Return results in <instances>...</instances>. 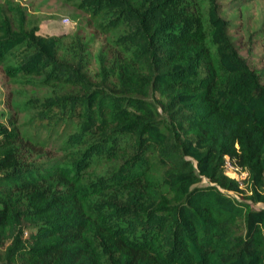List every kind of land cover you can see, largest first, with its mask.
<instances>
[{
    "label": "trees",
    "instance_id": "16d2710c",
    "mask_svg": "<svg viewBox=\"0 0 264 264\" xmlns=\"http://www.w3.org/2000/svg\"><path fill=\"white\" fill-rule=\"evenodd\" d=\"M80 2L106 34L94 72L82 47L71 61L55 37L0 35V61L30 50L6 76L62 90L27 100L36 117L74 125L40 162L0 125V264H264V84L218 0Z\"/></svg>",
    "mask_w": 264,
    "mask_h": 264
},
{
    "label": "rangeland",
    "instance_id": "374dc122",
    "mask_svg": "<svg viewBox=\"0 0 264 264\" xmlns=\"http://www.w3.org/2000/svg\"><path fill=\"white\" fill-rule=\"evenodd\" d=\"M218 12L227 22L228 35L238 53L248 66L257 71L264 84V0H218ZM20 25L34 37H55L58 40L57 55L60 59L75 60L80 52L85 68L95 71V59L100 45L106 40L99 31L89 11L80 0H0V35L5 27L16 30ZM24 44L15 47L0 61V125L13 124L14 131L38 143L43 153L35 162L44 158H57L65 154L64 140L74 130L73 122L52 125L36 117V109L27 101L40 99L62 91L57 85L44 84L32 74H18L11 78L5 75L6 66L17 64L29 53ZM74 56H73V55ZM102 167L90 170L100 172ZM264 207V204H255Z\"/></svg>",
    "mask_w": 264,
    "mask_h": 264
},
{
    "label": "built area",
    "instance_id": "2783aa9c",
    "mask_svg": "<svg viewBox=\"0 0 264 264\" xmlns=\"http://www.w3.org/2000/svg\"><path fill=\"white\" fill-rule=\"evenodd\" d=\"M222 170L225 175L236 180L239 186L243 187L246 185L248 181L247 172L227 156L223 157Z\"/></svg>",
    "mask_w": 264,
    "mask_h": 264
}]
</instances>
